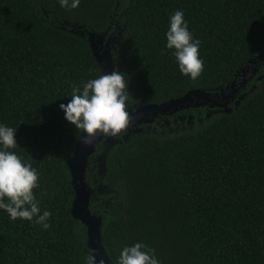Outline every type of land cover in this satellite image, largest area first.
<instances>
[{"label": "trees", "instance_id": "obj_1", "mask_svg": "<svg viewBox=\"0 0 264 264\" xmlns=\"http://www.w3.org/2000/svg\"><path fill=\"white\" fill-rule=\"evenodd\" d=\"M177 9L200 41L196 79L182 75L164 48ZM76 24L122 32L113 59L127 75L132 110L194 90L217 93L258 68L230 113L182 110L176 115L194 125L177 131L173 121L188 118L161 117L173 133L142 126L120 135L102 162L105 148L96 147L86 173L95 190L89 210L102 218L112 264L137 241L160 264H264V0H80L75 9L58 0H0V123L16 129L9 150L36 168L33 192L50 212L44 229L0 209V264H83L89 252L86 228L71 215L65 163L80 133L59 104L101 71L87 38L69 32Z\"/></svg>", "mask_w": 264, "mask_h": 264}, {"label": "clouds", "instance_id": "obj_2", "mask_svg": "<svg viewBox=\"0 0 264 264\" xmlns=\"http://www.w3.org/2000/svg\"><path fill=\"white\" fill-rule=\"evenodd\" d=\"M58 3L62 8L75 9L80 0H58ZM164 37V48L169 50L180 73L196 79L203 68L198 53L200 41L193 37L182 10L169 15ZM59 108L65 120L80 133L77 138L82 143H92L98 134L117 137L129 122L127 75L114 69L88 78L82 86L72 87L70 99L66 104L60 103ZM15 132L13 127L0 123V209L10 220L26 219L47 229L50 212L40 210V202L33 192L39 187V173L28 161L9 150L17 145ZM83 264H102V261H97L90 250L84 255ZM116 264H160V261L153 249L137 241L120 249Z\"/></svg>", "mask_w": 264, "mask_h": 264}, {"label": "water", "instance_id": "obj_3", "mask_svg": "<svg viewBox=\"0 0 264 264\" xmlns=\"http://www.w3.org/2000/svg\"><path fill=\"white\" fill-rule=\"evenodd\" d=\"M69 25L68 22H64ZM66 28L63 27V30ZM71 34L79 37H86L90 46L93 57L95 58L101 73H110L116 68L115 59H113V51L116 45H119L122 32L97 33L86 29L83 25H71L69 31ZM249 64L257 65V61L249 62ZM258 68L254 67L249 70L248 67L243 70V74L237 82L231 86L221 89L217 93L206 92L203 90H194L188 92L185 96L176 100H171L161 104H144L136 109H129V122L117 137H104L97 135L92 143L84 144L80 140L76 143L73 153L66 158V166L71 177V185L74 191V199L71 204V215L79 221L85 228L87 234V247L89 251L96 257L97 261L102 264H112L102 239V218L93 215L89 206L93 190L86 180V173L89 167V159L94 155L96 147L102 145L105 150L97 161L102 162L110 147L118 143V137L123 135L127 139L129 135L142 132V126L153 124L155 118H168L176 115L182 110L190 108L208 107L209 110H221L226 113L231 112L229 103L238 97L239 91L244 87L247 81L251 80ZM237 85V87H236ZM244 95L240 96L236 101V107L244 99ZM191 119V118H189Z\"/></svg>", "mask_w": 264, "mask_h": 264}, {"label": "flooded vegetation", "instance_id": "obj_4", "mask_svg": "<svg viewBox=\"0 0 264 264\" xmlns=\"http://www.w3.org/2000/svg\"><path fill=\"white\" fill-rule=\"evenodd\" d=\"M232 104H236V102H235V100H232L230 103H229V106L230 105H232ZM180 121L181 120H183V119H185V118H188V120H185V121H181L182 122V125H177V123H176V121L174 120L173 121V125L174 126H176V131L178 130V129H185L187 126H193L194 125V120H192V118L191 119H189V117L187 116H178V115H175ZM173 118H174V116H172ZM172 117H171V119H172ZM192 117V116H191ZM161 120V119H160ZM160 120H157V121H155L153 124H155L156 126H159V128H163L164 126H166L167 127V132L166 133H168V134H171V133H173V131H174V128L173 127H171V121L170 122H168V119H163L162 121V124H160L159 122H160ZM199 123H201V121L200 120H197ZM149 128H151V127H149ZM153 130H156V128H154Z\"/></svg>", "mask_w": 264, "mask_h": 264}, {"label": "rangeland", "instance_id": "obj_5", "mask_svg": "<svg viewBox=\"0 0 264 264\" xmlns=\"http://www.w3.org/2000/svg\"><path fill=\"white\" fill-rule=\"evenodd\" d=\"M221 110H214V111H210L208 114H207V118H209V116L210 115H212V114H217V113H219ZM157 119H159V117H157V118H155V120H157ZM148 126V125H147Z\"/></svg>", "mask_w": 264, "mask_h": 264}]
</instances>
